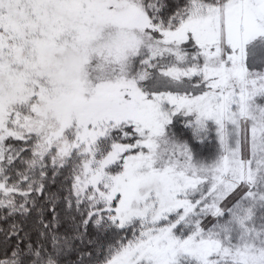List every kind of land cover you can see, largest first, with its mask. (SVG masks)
I'll use <instances>...</instances> for the list:
<instances>
[{"label": "snow or ice", "instance_id": "snow-or-ice-1", "mask_svg": "<svg viewBox=\"0 0 264 264\" xmlns=\"http://www.w3.org/2000/svg\"><path fill=\"white\" fill-rule=\"evenodd\" d=\"M0 264H264V0H0Z\"/></svg>", "mask_w": 264, "mask_h": 264}]
</instances>
